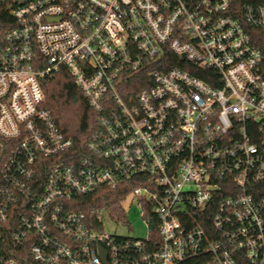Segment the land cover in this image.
<instances>
[{
	"label": "built area",
	"instance_id": "1",
	"mask_svg": "<svg viewBox=\"0 0 264 264\" xmlns=\"http://www.w3.org/2000/svg\"><path fill=\"white\" fill-rule=\"evenodd\" d=\"M0 10V264H264V0ZM63 68L96 116L81 153L44 107ZM103 187L144 236L79 208Z\"/></svg>",
	"mask_w": 264,
	"mask_h": 264
},
{
	"label": "trees",
	"instance_id": "2",
	"mask_svg": "<svg viewBox=\"0 0 264 264\" xmlns=\"http://www.w3.org/2000/svg\"><path fill=\"white\" fill-rule=\"evenodd\" d=\"M7 16V12L0 10V16ZM252 38L264 52V30L252 31ZM46 96L44 107L49 110L59 129L74 140V150L81 153L94 130L96 116L90 109L85 95L76 86L73 77L66 68L61 69L52 77H47L42 83ZM126 193L125 189L103 187L91 194L84 195L76 202L83 211L90 206L110 211L118 208L120 200ZM157 230H152L156 234Z\"/></svg>",
	"mask_w": 264,
	"mask_h": 264
},
{
	"label": "rangeland",
	"instance_id": "3",
	"mask_svg": "<svg viewBox=\"0 0 264 264\" xmlns=\"http://www.w3.org/2000/svg\"><path fill=\"white\" fill-rule=\"evenodd\" d=\"M131 204V207L129 205ZM111 213L115 218H108L105 214V229L112 233L125 236H144L147 232L146 222L142 218L140 209L134 200L120 202L118 208Z\"/></svg>",
	"mask_w": 264,
	"mask_h": 264
}]
</instances>
